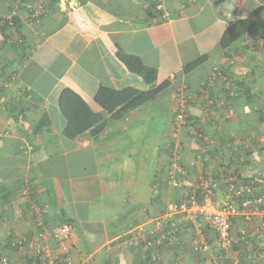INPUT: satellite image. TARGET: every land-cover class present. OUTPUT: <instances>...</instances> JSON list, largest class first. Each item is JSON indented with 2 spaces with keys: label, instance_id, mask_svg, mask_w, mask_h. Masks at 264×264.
Instances as JSON below:
<instances>
[{
  "label": "crops",
  "instance_id": "1",
  "mask_svg": "<svg viewBox=\"0 0 264 264\" xmlns=\"http://www.w3.org/2000/svg\"><path fill=\"white\" fill-rule=\"evenodd\" d=\"M148 1L0 0V19L16 22L0 23V264L23 262L12 239L32 238L40 220L54 229L64 219L74 225L73 264H150V252L126 241L151 231L177 199L146 172L170 171L172 161L189 176L235 171L264 191V14L256 15L264 0H158L162 15L151 22ZM254 17L247 36L222 47L231 25ZM118 49L157 69V85H172L114 120L95 101L99 89H145ZM204 55L202 66L184 73ZM66 88L106 116L104 130L64 136L59 97ZM182 112L210 140L204 165L195 130H174ZM157 117L164 124L149 134ZM182 225L173 244L157 247L161 264H231L224 254L196 255ZM251 247L243 263L264 256V241Z\"/></svg>",
  "mask_w": 264,
  "mask_h": 264
},
{
  "label": "built area",
  "instance_id": "2",
  "mask_svg": "<svg viewBox=\"0 0 264 264\" xmlns=\"http://www.w3.org/2000/svg\"><path fill=\"white\" fill-rule=\"evenodd\" d=\"M41 12L37 11L34 16L38 18ZM174 122L179 131L186 125V114L179 113ZM203 142L207 145L197 156L201 165L209 160L206 154L210 141L203 138ZM197 174V177L189 176L178 163L173 165L167 174L168 185L173 191L183 190L182 196L168 204L165 212L154 220L151 231L144 229L138 233L136 242L144 240L145 249L170 245L179 226L189 225L190 242L196 255L206 258L224 254L231 264H242L243 247L251 244L249 240L264 241V192L259 191L254 181L245 180L235 171L225 170L221 182L214 177L207 178L202 169ZM219 191H223L221 200L217 197ZM39 226H44L43 221H38L34 229ZM43 230L26 246L19 242L24 255H40L41 264H73L72 227L64 223L57 229L43 227ZM52 241L56 248L51 246ZM158 258V255L152 256V261ZM254 263L264 264V256L260 253Z\"/></svg>",
  "mask_w": 264,
  "mask_h": 264
},
{
  "label": "trees",
  "instance_id": "3",
  "mask_svg": "<svg viewBox=\"0 0 264 264\" xmlns=\"http://www.w3.org/2000/svg\"><path fill=\"white\" fill-rule=\"evenodd\" d=\"M159 4H160V2L158 0H149L148 1L147 7L145 10L148 21L151 22L152 19H155L157 16L162 15V13L158 9ZM260 14L261 15L264 14V8H261L260 10L257 11L256 15H260ZM0 23H2L3 25H6V26L10 25V24L13 26L16 25L14 18H12L10 20L0 19ZM257 23H258V21L256 20V17L245 18V19H242V20L235 22L224 33V35L222 37V41H221L222 47L228 48L232 44H234L236 41L247 36L253 30V28L257 25ZM17 29L19 30V28L16 27L15 30L17 31L18 34H20ZM19 36L22 40H24V37L21 34ZM117 57L119 58V60H121L124 63V65L127 67V69L132 74L141 77V79L144 81L145 89L139 90V89H136L134 87H128V88H125L122 90H114V89L107 88V87H101L95 96V101L102 107L104 112L110 114L112 119H114V120L122 119L130 111H132L136 108H139L141 106H144L146 104H149V103L153 102L154 100L158 99L172 85V81H166L165 83H163L161 85H157V74H158L157 69L145 65L138 57L123 53L121 51V49H118ZM207 59H208V57L206 55L202 56V58H200L198 61L184 67V73L185 74L192 73L197 68L202 66L207 61ZM59 103H60V108H61L62 114L66 120V125L63 129V134L66 138L71 139V140L75 139L88 130H91L95 135H97L102 130H104V128L106 126L104 119L106 116L103 113H98V112L96 113V112L92 111L90 109V106L84 100H82V98H80V96L77 95L72 89L66 88V89H63L61 91V94L59 97ZM260 114L263 118L262 120H264V111H261ZM196 124L194 125L191 122L190 117H188L186 115V125L185 126L189 127L190 130L191 129L195 130V136L194 137H196V139L194 138V140L200 142L202 144V148H204L207 145L203 142V138L205 137V134L201 133L202 132V131H200L201 129H199V127H197ZM192 127H194V128H192ZM183 128H184V126H183ZM174 130L177 131L175 125H174ZM191 132H192V130H191ZM192 138H193V136H192ZM180 145H181V143H180ZM170 148H171L172 152H175L177 149L176 143L171 141ZM199 154H201V152H199L198 155ZM206 155H208V157H209L208 153ZM174 160H175V158H174ZM177 163L184 170H186L178 162V160H177ZM205 163L206 162H204V164ZM171 164L174 165L175 161H172ZM167 172L168 171H166V178H167V174H168ZM204 175L207 178L211 177L209 174H207L206 171H204ZM240 177H242V175H240ZM216 178L219 181L223 180L222 174H221V177L218 175ZM244 179L245 180H252V177H250V178L244 177ZM259 185L260 184H258V187H259ZM184 192H189V191H184ZM179 196L181 197L182 195H179ZM179 196H177V197L179 198ZM198 198L200 201L203 200V197H201L200 195L198 196ZM64 223L67 225H70L72 227V231H73V226H74L73 222H71L69 220H65V219L61 223H59L57 225V227L54 229H57L59 227V225L64 224ZM43 227H47L46 223H44ZM43 227L39 226V227H37V229L35 228L33 233H32V238L37 233L43 232L44 231ZM54 229L50 228V230H54ZM32 238L19 239V241L17 240V242L14 239H12L11 243L9 244L10 248L15 249L17 252H19L21 254L22 261H23L22 264H41L40 255L35 256V255L29 254V253L27 255H24V253L21 251V244H19V242H22V245L26 246L31 241ZM138 241L139 242H136L134 238H130L126 241V244L130 247L135 245V246H139L141 248L142 247L144 248V240L138 239ZM262 242H263V240H258V239L249 240V243H251V244L243 247L244 253H245V249L247 247H251V245H255V244H257L258 246H261ZM157 249H158L157 247H153V246L151 248H148V254L150 252V254H149V263L150 264H161L159 259L154 261V262L152 261V256H156V255L159 256ZM244 253H242V257L244 256ZM259 254L260 253H257L254 255L255 257L252 260V264L258 259ZM243 259H244V257H243ZM243 259H242V262H243ZM247 262H248V260L242 264H248ZM3 264H10V263L8 261H6Z\"/></svg>",
  "mask_w": 264,
  "mask_h": 264
},
{
  "label": "rangeland",
  "instance_id": "4",
  "mask_svg": "<svg viewBox=\"0 0 264 264\" xmlns=\"http://www.w3.org/2000/svg\"><path fill=\"white\" fill-rule=\"evenodd\" d=\"M157 120L159 121L158 122V124L159 125H156L157 127L155 128V125L154 124H152V128L153 129H149V134L151 133V132H155V131H160L161 130V126L164 124L163 123V121L160 119V117H157ZM145 132H146V129H145ZM145 137H149L148 135H146V133H144V138ZM262 148H264V147H262ZM264 157V156H263ZM147 172V176L148 177H151V176H153V174H155V176H156V178L157 177H159L158 178V181H157V183H159V184H163L164 182H165V184H167L168 185V181H167V178H166V171L164 172H161V171H146ZM183 193V191H177V193H174L173 192V194H177L178 196L180 195V194H182ZM220 196H221V198H223V196H222V194L220 193L219 194V198H220ZM220 198V199H221ZM173 199V198H172ZM159 260H160V262H161V259H160V256H159V258H158ZM183 262V260H181V263L180 264H184V263H182Z\"/></svg>",
  "mask_w": 264,
  "mask_h": 264
},
{
  "label": "clouds",
  "instance_id": "5",
  "mask_svg": "<svg viewBox=\"0 0 264 264\" xmlns=\"http://www.w3.org/2000/svg\"><path fill=\"white\" fill-rule=\"evenodd\" d=\"M167 181H168V178H167ZM165 210H166V209H165ZM163 213H164V212H163ZM163 213H162V214H163ZM162 214H161V215H162ZM161 215H160V216H161ZM135 240H136V239H135ZM161 246H162V245H161ZM144 250L148 251V249H145V248H144Z\"/></svg>",
  "mask_w": 264,
  "mask_h": 264
}]
</instances>
